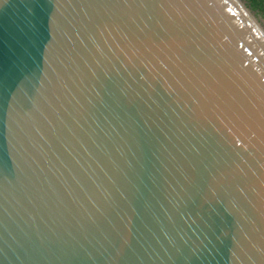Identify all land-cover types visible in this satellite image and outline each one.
<instances>
[{
  "label": "water",
  "instance_id": "obj_1",
  "mask_svg": "<svg viewBox=\"0 0 264 264\" xmlns=\"http://www.w3.org/2000/svg\"><path fill=\"white\" fill-rule=\"evenodd\" d=\"M0 264H264L249 0H0Z\"/></svg>",
  "mask_w": 264,
  "mask_h": 264
},
{
  "label": "trees",
  "instance_id": "obj_2",
  "mask_svg": "<svg viewBox=\"0 0 264 264\" xmlns=\"http://www.w3.org/2000/svg\"><path fill=\"white\" fill-rule=\"evenodd\" d=\"M257 13L264 18V0H249Z\"/></svg>",
  "mask_w": 264,
  "mask_h": 264
},
{
  "label": "crops",
  "instance_id": "obj_3",
  "mask_svg": "<svg viewBox=\"0 0 264 264\" xmlns=\"http://www.w3.org/2000/svg\"><path fill=\"white\" fill-rule=\"evenodd\" d=\"M258 12V11H257ZM260 16V14H258ZM262 17V16H261ZM263 18V17H262ZM264 19V18H263Z\"/></svg>",
  "mask_w": 264,
  "mask_h": 264
}]
</instances>
